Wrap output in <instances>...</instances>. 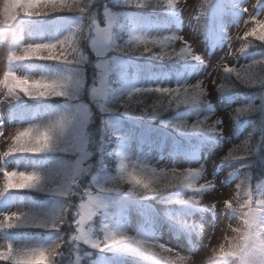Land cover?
<instances>
[{
  "label": "rangeland",
  "instance_id": "obj_1",
  "mask_svg": "<svg viewBox=\"0 0 264 264\" xmlns=\"http://www.w3.org/2000/svg\"><path fill=\"white\" fill-rule=\"evenodd\" d=\"M132 1L77 0L81 6L86 8L84 14L62 11L35 17L33 21L30 18H24L22 21L26 25L25 36L19 42H15L13 36L11 37L10 34L0 35V74H2L5 68H8L17 75L26 76L30 79L72 77L74 82L70 88V94L75 97L74 99L63 97L34 98L33 100L38 101L37 103L63 100L64 105L61 110H55V113L38 118L31 123L8 125L5 123L8 110L21 108L24 96H12L6 90L0 89V132L4 133V136H0V169L37 172L46 181L43 187L29 189L26 192L24 189H13L0 194V215L18 213L33 217L44 224H49L53 221L54 217L60 214L64 206L69 205L68 211L65 213V221L58 230L32 225L15 228L0 227V246L11 244L16 249L46 248L55 241L49 247L51 248L57 242L62 241V246L58 250L59 254L56 256V261H53V264H84L86 259L95 253V249L82 241L76 242L70 240V238L72 235L77 234L74 221L78 217L75 216V213L78 211V205L87 199L84 195V191L87 190L93 192V195H99L102 204L101 208H105L106 210L105 220L109 224H111L113 217L118 218V224H115L111 228L112 233L132 237L150 246L149 248H143L126 243L117 245V249L113 248V246L109 249L120 251L129 260L128 254H134V250L136 249L141 253L152 255L157 259L159 264H173V262L175 264H212L213 262L223 260L215 257L213 250L218 251L221 245H225L227 240L233 236L231 228L239 224V217L235 215L236 212L225 209L223 204L224 200H233V197L236 196L237 190L235 185L241 180L247 179L246 189L253 190V192H256V197L261 198L260 183H257L256 187H254L251 182L256 175L261 176L263 173L264 150L262 149L263 153L259 160H257V155L253 154L251 150L245 161L226 159L225 157L228 156V152L234 147L241 148L244 146L245 141L249 142L250 148L260 147V136L257 133V129L258 125L264 129V90L258 89L256 92L248 94L247 97L258 96L257 102L250 104L251 99L247 100L245 98H235L236 101L233 100L232 102L222 101L220 97L223 94L217 88L221 84H224V91L229 92L232 90L233 84L232 87L229 86L230 79L227 78L228 74L223 73V66L225 64L229 67L239 68L264 60V49L257 51L254 55L245 54L246 50H250V45L244 39V33L254 26L251 23V18L264 19V2L261 0H228L227 6L233 10L237 8L240 10L239 17H236L233 13L225 14L221 10L223 15L221 19L222 29L228 34V37L222 41L212 42L215 35H211L213 37H210V17L212 12L218 9L219 2L222 0H216V3H213V0H178V5L175 8H171V10L180 18L179 26L168 27L162 25L152 28H146L142 24V21L145 19L143 16L147 15L139 12L133 13L131 8H126L132 4ZM143 2H147V4L134 8L147 9L154 12V16L160 14L161 10L166 6L162 0H143ZM159 3H161L160 8H158ZM131 15H135L137 20L141 21V23L135 21L136 29L133 32V38L137 36L146 39L162 38L164 36L181 37L183 41L191 45L193 54L202 57L204 63H198L193 68L192 73L150 79L148 77L150 70L156 67L163 68L167 65H174L177 56H159L158 54L162 52L160 46H151V51H148L151 54L147 56L144 54V56L137 55L133 57L124 53V51H119L121 46L127 44L125 27ZM54 20L62 22V30L56 37L48 35L35 39L28 32L32 24L43 23L47 26ZM93 21L101 28L108 27L109 29L110 39L104 45L103 55H98L96 48L91 43L94 38L91 32ZM109 21H111L110 26ZM78 28L81 30L76 33ZM75 33L78 37V50L73 53V56L77 60L81 56L84 57L80 65L68 66L63 64L62 72L53 73L52 71L47 72L45 70L41 72L39 69L35 71L34 68L27 67L30 60L16 62V67H12L15 64L14 62L11 65L7 63L9 51H16L18 53L20 48L26 44L54 43ZM81 39L85 43L84 49L80 45ZM181 46V40H176L173 44L167 46V51L171 52L175 49L176 52H179ZM242 49H244L243 52L241 51ZM86 50L88 54H84ZM34 61L39 62L40 67L51 63H55V66L60 64L56 61ZM131 63H136L141 68L140 78L138 77L135 83L129 82L127 79ZM101 64L104 65L103 68L99 67ZM101 79H103V96L97 97L93 95V89L101 86ZM76 80L80 82L78 86L75 83ZM111 82L125 85L128 91L189 87L197 83H201L206 88V96L198 102L200 108L182 118L188 124V128L182 131L184 137L188 138L199 131L214 136V139L208 142L203 149L199 150V153L193 159L170 155L168 149L173 145L179 144L180 137L169 135L168 125L166 127L163 124L141 125L139 123L137 125L136 123L138 122L131 117L128 119L129 121L124 122L116 119L113 124L114 128L111 127L112 129L121 130L126 139L125 158L128 160V164L137 163L146 165L158 171L163 169L169 177H171V170L173 169L179 173L191 168L200 173L199 177L194 181L195 183L210 182L209 187L199 191L194 190L183 197V200L190 202L199 200L198 204L205 206L203 212L192 216L176 217L188 223L189 227H191L194 242L189 247L165 229L160 228L161 232L158 230L149 236L141 232V225L144 222L142 212L145 211L150 215L157 216V211L161 207L159 203L153 201V195L134 196L123 189H120L118 192L98 193L99 187L104 185V180L108 177V174L100 173V169H97L98 157L96 153L90 151V146L92 143L99 145L97 133L99 139L102 137V133L97 131L99 127V124L96 125V122L98 123L97 112L101 116L106 113L116 112L112 109V105L114 104L111 105L112 102L109 101V86ZM164 98L166 99L167 97ZM243 108H248L249 110L246 113H249L251 116H257L259 120L256 123L262 122L263 124H256L255 128L252 125L245 124L243 129L238 128L240 126L239 123L243 119L241 114H237V109ZM77 109H80L79 113H77ZM120 115L121 113H114V116ZM64 117L74 118L73 123L66 130L64 137L69 145L67 150L40 154L16 153L10 156L3 155V152L7 150L10 143V137L14 135L15 131L31 125L44 126ZM82 119L81 136L80 125ZM201 121H204L206 126L213 127V131L209 132L204 127H193V125L200 124ZM217 121L219 123H216ZM131 125H136V129L133 130L130 127ZM150 130H155L161 135L170 137L168 147L165 150L159 151L155 148L148 150L143 145L144 141L139 133L147 134ZM257 139L258 143H256ZM114 144L115 139L113 136L112 157H114ZM42 154L47 155L50 159H47L46 164L37 165L35 159ZM18 157H22L23 159L19 165L15 163ZM25 159L28 160V163L24 161ZM77 160L81 162V167L86 169V171L81 172L75 178L76 183L70 186V191L74 195L65 198L60 194V191H63L62 185L67 184L71 179L67 173ZM249 169L253 170V178H251V173H248L246 176L242 174ZM129 170H131V167ZM239 171L242 173L237 174L236 172ZM82 177H84V181H82ZM49 178L52 181L51 186L59 188L60 191L49 190L47 184ZM170 189L166 188L165 190L171 191ZM14 191L16 194L13 193ZM22 192L27 195L25 201H19L17 200L18 198L12 201L8 199L9 195L12 194L19 197ZM39 197L46 198L45 202L42 204L34 202V198ZM240 198H245L243 190H241ZM77 200L78 202H76ZM122 209H127L128 214H122ZM99 210L97 215L93 217V220L85 226L91 229L90 236L92 239H98L96 221ZM121 215L124 217L123 219H121ZM67 223L75 229L71 236L70 231L67 232L65 228L63 229ZM7 232L10 234L8 237H6ZM16 232H35L36 237L34 239L15 240L13 234ZM37 237H41V239L38 240ZM160 246H163L167 251L161 250ZM104 250H108V248ZM227 259H229L228 264H236L233 258ZM0 264H3V262H0Z\"/></svg>",
  "mask_w": 264,
  "mask_h": 264
},
{
  "label": "snow or ice",
  "instance_id": "obj_2",
  "mask_svg": "<svg viewBox=\"0 0 264 264\" xmlns=\"http://www.w3.org/2000/svg\"><path fill=\"white\" fill-rule=\"evenodd\" d=\"M143 0H138L142 6ZM169 8H175L178 5V0H162ZM25 8L15 9L9 16H0V35L13 34L18 22L21 18H32L42 15H47L53 12H77L84 14L86 8L81 6L77 0H23ZM251 23L254 25L250 30L244 33V39L254 37L255 40L264 43V19L251 18ZM111 21H109V26ZM81 29H77L76 33ZM91 32L93 35L92 45L96 48L98 55H103L104 45L109 41L110 34L108 27L101 28L95 21L92 22ZM66 36L65 38L54 43H30L20 48L19 52L9 51L7 54V63L11 65L13 62L29 61V60H45L56 61L68 66H77L83 62L84 57L79 60L74 58L73 53L77 52L78 37L77 34ZM176 40H181L182 46L179 52L173 49L167 51V46L173 44ZM143 46V50L151 51V46H160L162 52L158 55L163 56H179L185 59L204 63L200 55L193 54L192 47L189 43L183 41L181 37L164 36L162 38L146 39L143 37H134L133 42L128 50H133ZM247 47V46H245ZM125 51V49H119ZM242 52L244 49L241 50ZM256 65L264 66V60L254 62L247 66L229 67L227 64L223 66V73L230 76H235L238 81L255 86L264 84V71H256ZM103 68L104 65H99ZM72 77H61L54 79H30L26 76H19L8 68L0 74V89L7 91L9 95H23L28 98H48V97H63L66 99H74V95L70 94V88L73 84ZM79 85V80L75 81ZM215 83V81H213ZM103 79L101 86L93 89V95L97 97L103 96ZM225 85L221 84L217 90L224 91ZM157 93L168 98V103L163 105L169 107L172 105H189L198 103L206 96V88L201 83L189 87L177 88H155V89H136L135 94ZM133 93L128 94V100H131ZM249 109H237V114L246 113ZM77 113L80 109L76 110ZM155 111V109H153ZM73 117H64L55 122L44 126L31 125L23 129L15 131L10 137V143L7 150L3 152L4 156H10L16 153L40 154L51 151H65L68 144L65 141L66 130L73 123ZM216 123H219L217 121ZM81 121V136H82ZM193 127H204L209 132L213 131V127L206 126L204 121ZM0 136H4L0 132ZM244 155L234 157L231 152L228 153L226 159H243L249 155V142L245 141ZM131 167V171L129 168ZM86 169L81 167V162L76 161L67 173L71 177L67 184L62 185L63 191L59 188L51 186L52 181L49 178L47 184L49 190L60 191V194L65 198L74 195L70 191V186L76 183V177L85 172ZM200 173L195 169H185L179 173L175 169L171 170V177L163 170L148 167L137 163L128 164L121 162L119 166V176L109 181L106 185H101L98 193H111L120 190V184L127 183L131 194L150 193L159 190L160 187H186L191 190L199 191L210 186V182L195 183ZM247 179L241 180L235 185L237 190L233 200H224V208L230 209L239 214V224L231 228L233 236L227 240L225 245H221L217 250H213V255L217 258H233L236 264H248L250 249H264V223H261L260 216L264 214V198H257L254 193L246 189ZM46 184L45 178L37 172L23 171H8L0 169V194L8 190L33 189L43 187ZM111 185V186H109ZM241 190H243L244 199L240 198ZM87 199L78 205V211L75 216L76 235H72L70 240L83 242L93 249L104 250L120 244H134L139 247L149 248L150 246L143 241L136 240L125 235L107 232L103 239H92L90 236L91 229L86 228L93 217L97 215L98 210L102 207L99 195H93L91 191H84ZM235 201V203H233ZM193 203H199V200H193ZM255 204V207L253 205ZM215 207V206H213ZM69 205L64 206L60 214L53 218L49 224H44L35 218L21 215L18 213L0 215V227L15 228L18 226H38L50 227L53 230L58 228L65 221V213L68 211ZM106 227V226H105ZM62 246V241L57 242L51 248H13L11 244L0 246V262L3 264H53L54 258L59 254V249ZM161 250L167 251L163 246ZM175 264V262H173Z\"/></svg>",
  "mask_w": 264,
  "mask_h": 264
},
{
  "label": "trees",
  "instance_id": "obj_3",
  "mask_svg": "<svg viewBox=\"0 0 264 264\" xmlns=\"http://www.w3.org/2000/svg\"><path fill=\"white\" fill-rule=\"evenodd\" d=\"M142 4H147V2H142ZM136 6H141V4L138 3V0H133L132 4H130L126 8H131V11L133 13L139 12V13L145 14V15H147L146 18L154 16L153 15L154 12L149 11L147 9L134 8ZM160 6H161V3H159L158 8H160ZM143 8H145V7H143ZM23 19L24 18H21L20 21H22ZM30 19H31V21H33V19H35V17H32ZM20 21L18 22V25L21 24ZM246 41L250 45L249 51L257 52L261 49H264V43H261L260 41L255 40L254 37H248V39ZM126 42H127V44L121 46V49H125L124 53H126L130 56H133V57H135L137 55H143L144 56V54H145V56H147V55L151 54L149 52L144 51L143 46H141L140 48L133 49V50H128L133 41L126 40ZM80 45H81L82 49L85 48V43L83 42L82 39L80 40ZM85 52L86 53H84V54H88L87 50ZM255 70L258 72L264 71V66L257 65ZM227 78L230 79L229 86L232 87V84H233V87H232V90L229 92L228 91L221 92V94H223V95L239 94V95H244L247 97L248 94H252L253 92H256V90L262 88V84L250 86L248 84L242 83L241 81H238L235 78V76L228 75ZM109 87H110V89H109V93H110L109 101L112 102L111 105L114 104V105H112V109L114 111H116L117 113H121L122 115H126L130 118L133 117L140 124L162 125V123H164L168 119V117L174 111L177 110L176 107H181V105L180 106L172 105L169 107H164L163 105H166L168 103V98L165 99L163 96H161L160 94H157V93L135 94V90L127 91L125 89V87H122L121 85H119L115 82H111ZM247 89H249V90L246 91ZM245 91H246V93H245ZM129 93H133V97L131 100L127 99ZM24 99L29 104L30 103L29 101L33 100L34 98H28V97L24 96ZM251 99H252V101L250 104H254L257 102L256 96L252 97ZM153 109H155V111H153ZM242 115H243V113H242ZM173 128L174 129L177 128V125H174L172 127V129ZM97 131L102 133V137H101V139H99V135L97 133L99 145L92 143L90 146V151L96 153V155L98 157V163H97L98 168L97 169H100V173L108 174V173H110V171H112V167H113V163L111 160L112 142H111V138L109 136L108 130L105 128L104 122H102V120L100 121V124H99V127L97 128ZM250 137H251V135H250ZM97 138H95V139H97ZM244 148H245V145L242 146L241 148H239V147L234 148L233 150H231L229 152H231L234 157L243 156L244 155ZM94 158H96V157H94ZM244 159H246V157L243 158L242 160H244ZM263 172H264V169H263ZM82 181H84V177H82ZM256 183H261V182H253L252 184H254V186H255ZM263 183H264V180L262 181V184ZM129 187L130 186L127 183L120 184V189H123L124 191H127L130 193ZM166 188H172V187H161L157 191L150 192V193H138L134 196H151V195H153V197L155 196V197L159 198V202L164 205L162 207H166V206L169 207L170 204L172 203V200H173L172 198L174 197V195H176V193L174 192V189L171 191H166L165 190ZM131 195H133V194H131ZM64 228L67 230V232L70 231L71 234H73V232L75 230L73 227L68 225V223L66 224V227H63V229ZM54 261H56V257L54 258Z\"/></svg>",
  "mask_w": 264,
  "mask_h": 264
},
{
  "label": "clouds",
  "instance_id": "obj_4",
  "mask_svg": "<svg viewBox=\"0 0 264 264\" xmlns=\"http://www.w3.org/2000/svg\"><path fill=\"white\" fill-rule=\"evenodd\" d=\"M25 7L23 0H0V16H9L13 10ZM248 264H264V249H250Z\"/></svg>",
  "mask_w": 264,
  "mask_h": 264
},
{
  "label": "bare ground",
  "instance_id": "obj_5",
  "mask_svg": "<svg viewBox=\"0 0 264 264\" xmlns=\"http://www.w3.org/2000/svg\"><path fill=\"white\" fill-rule=\"evenodd\" d=\"M55 30V28H53ZM39 98V97H38Z\"/></svg>",
  "mask_w": 264,
  "mask_h": 264
}]
</instances>
